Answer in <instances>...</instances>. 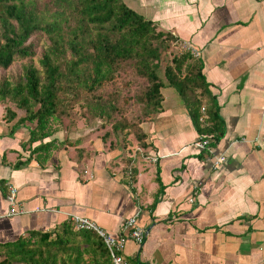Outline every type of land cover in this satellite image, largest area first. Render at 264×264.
Returning a JSON list of instances; mask_svg holds the SVG:
<instances>
[{
  "label": "crops",
  "instance_id": "crops-1",
  "mask_svg": "<svg viewBox=\"0 0 264 264\" xmlns=\"http://www.w3.org/2000/svg\"><path fill=\"white\" fill-rule=\"evenodd\" d=\"M121 2L198 53L182 77L196 65L206 84L200 107L219 125L206 134L212 120L197 127L165 83L158 113L140 125V148L131 136L109 138L98 122L72 139L56 128L29 145L30 127L3 121L1 111L0 260L5 245L60 236L72 217L118 237L138 212L145 239L127 241L125 264H264V0ZM205 136L215 138L210 154L195 146ZM45 143L46 152H33ZM7 184L20 215H7Z\"/></svg>",
  "mask_w": 264,
  "mask_h": 264
},
{
  "label": "trees",
  "instance_id": "trees-1",
  "mask_svg": "<svg viewBox=\"0 0 264 264\" xmlns=\"http://www.w3.org/2000/svg\"><path fill=\"white\" fill-rule=\"evenodd\" d=\"M35 36L48 41L38 59L41 70L31 63L36 52L30 40ZM167 40L171 36L156 31L121 0H0V70L29 62L14 79L0 80L2 120L29 126V145L51 136V123L67 114L64 101L82 103L93 119L109 123L122 114L120 106L129 102L117 91V72L122 65L131 64L148 82L147 88L134 96L144 118L120 119L111 128L131 133L139 148L143 147L140 125L160 109L164 82L155 70ZM191 58L190 53L174 56L163 77L180 96L194 124L203 127L198 95L206 91V84L196 65L182 77L183 66ZM112 88L115 90L107 93ZM19 111L24 114L16 118ZM212 115H208L212 124L206 125V134L219 125L216 112ZM46 145L39 144L33 152H46ZM61 228L66 231L61 230L60 236L31 233L5 245L0 264H110L104 244L94 233L75 231L72 224Z\"/></svg>",
  "mask_w": 264,
  "mask_h": 264
},
{
  "label": "rangeland",
  "instance_id": "rangeland-1",
  "mask_svg": "<svg viewBox=\"0 0 264 264\" xmlns=\"http://www.w3.org/2000/svg\"><path fill=\"white\" fill-rule=\"evenodd\" d=\"M30 42L32 43L34 50L36 52V57L31 60V63L34 67L41 70V67L39 65L38 59L42 52H44L48 46V41H46L43 37L35 36L33 37ZM156 42L153 43L155 45ZM187 47L184 44H179L171 37V40H167L165 44L163 45V49L160 54L158 68L155 70L156 75L158 76L159 80L166 83L164 76V69L167 65H171V59L175 56H179L181 54L188 53ZM196 58V57H194ZM28 61H22L14 63L8 70L3 71L0 70V80L1 78H7V79H14L17 75L21 74L22 69L24 66L28 65ZM117 72V76L120 78V81L118 83L119 88H117L118 93L120 94V97H125L129 102L126 101V103L120 107L121 108V115L117 114L114 119H112L109 123H103L98 118L93 119L88 113L86 112V106H84L82 103H76V104H69L68 102L64 103L66 106L67 114L63 115L61 117V120L58 121V123H51L52 130L60 129L59 131H63L64 138L72 139L73 132H83L85 131V128L92 126L93 123L98 122V126L96 129L103 130L104 133L109 135H112L111 137L114 139H121V142L123 144L129 143L127 139L131 136V133H127V131L121 132L119 129L118 131H113L111 128V125L114 124L116 121L123 119L126 120V122H131L132 120L138 121L140 119H143L144 116L141 113V109L137 103H135L134 96L138 94L139 92L145 90L148 86L147 79L144 77L139 76L135 70L133 69L131 64H124L122 65ZM110 88V87H109ZM115 89H108L107 93L112 92ZM3 105L0 106V113L2 111ZM118 108V106H117ZM23 112H17V117L19 118L23 116ZM88 120V121H86ZM97 131V130H96ZM134 142L137 144L135 139L133 138ZM139 147V145L137 146ZM137 155L140 157L139 153H142V151L137 148ZM135 151L133 148L132 154Z\"/></svg>",
  "mask_w": 264,
  "mask_h": 264
},
{
  "label": "built area",
  "instance_id": "built-area-1",
  "mask_svg": "<svg viewBox=\"0 0 264 264\" xmlns=\"http://www.w3.org/2000/svg\"><path fill=\"white\" fill-rule=\"evenodd\" d=\"M187 51L194 57L198 55V53L195 50H192L189 47H187ZM261 116L264 118V104L262 107ZM207 119L208 117L206 114V110L202 106L200 109V118H199L200 124H204ZM213 143L214 140L211 136H205L200 141L195 143V146L201 151L210 154ZM224 162H225V157L223 156L217 157L213 162V168L214 169L218 168ZM6 190H7V194L5 199L10 206L7 215L9 217H13L22 214V212L18 210L16 207L17 190L9 184L6 185ZM190 202H194V199H191ZM137 217H138V212L124 222L123 224L124 234L118 237H113L111 235H108L106 232L100 229L95 223H93L92 221L86 218L72 217L71 222L73 223L74 229L76 231L92 232L98 238H100V240L102 241L108 252L110 264H125L122 253L124 251L127 241L132 240L137 247H140L145 239L144 231L140 227H138L136 223Z\"/></svg>",
  "mask_w": 264,
  "mask_h": 264
}]
</instances>
